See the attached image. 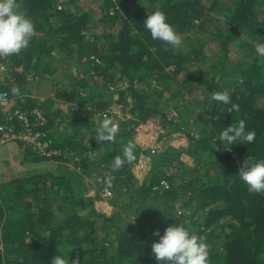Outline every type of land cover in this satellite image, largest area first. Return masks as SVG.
<instances>
[{"label": "trees", "instance_id": "obj_1", "mask_svg": "<svg viewBox=\"0 0 264 264\" xmlns=\"http://www.w3.org/2000/svg\"><path fill=\"white\" fill-rule=\"evenodd\" d=\"M137 1L145 10L105 0L101 21L120 19V29L89 35L86 13L57 0H19L20 10L34 21L35 34L27 49L2 59L11 83L3 90L35 93L57 62L76 55L79 70L95 76L106 91L98 95L96 107L106 111L115 101L109 89L126 81L127 88L114 90L116 102L126 107L130 97L137 120L120 123L114 140L95 143L92 136L99 125L81 106L67 116L62 130L42 103L38 106L28 96L17 102L35 124L32 129L45 134L40 141L48 143L42 152L17 140L24 146L25 161L44 166L0 179V264H51L55 254L68 253L70 264L75 259L80 264H164L155 259L151 245L174 222L206 237L210 264H264V194L249 192L238 174L245 159H264V57H257L253 47L264 40V0ZM156 10L165 12L180 35L187 34L183 48L151 38L144 21ZM212 10L222 21L203 36ZM193 28L195 37L190 36ZM63 52L68 55L57 61ZM152 84L159 87L152 93L138 88ZM224 89L230 90L238 112L231 104L211 101L212 91ZM54 91L67 100L73 94ZM162 103L173 116L160 108ZM34 110L46 121L38 124ZM196 110L199 119L190 117ZM240 119L256 139L223 149L221 131ZM150 122L155 124L151 130L160 124L157 138L166 143L160 152L145 151L149 170L139 180L132 168L144 152L133 136L138 125ZM10 123L22 128L17 121ZM174 133L186 140L181 150L167 144ZM129 142L136 145V159L116 168L115 158L122 157ZM70 155L99 188L111 191L109 198L85 195L79 175L66 167ZM118 199L121 221L117 212L114 219L99 207L105 200L114 206Z\"/></svg>", "mask_w": 264, "mask_h": 264}, {"label": "rangeland", "instance_id": "obj_2", "mask_svg": "<svg viewBox=\"0 0 264 264\" xmlns=\"http://www.w3.org/2000/svg\"><path fill=\"white\" fill-rule=\"evenodd\" d=\"M113 1L115 2L116 0H113ZM221 1L224 2V1H228V0H221ZM57 2H62L61 3L62 6L65 3V5L69 6L70 8L74 7L75 10L77 9L79 12L81 11V13H86V15H87L86 21L88 23L87 24L88 29L86 31V34L100 35V34H103L105 32L117 33L118 30L120 29V26H121V20L120 19H118L114 23H107V24H104V22L101 21V18H102L101 8L105 4V0H57ZM121 2L123 4H125L128 9H130L132 11H135L137 9L145 10V7H146L142 2H138L137 0H121ZM117 7H120V6L117 5ZM205 20H206L205 21V27L207 29H205L204 32L201 33V35H203V36L209 35L210 32L214 28H216L217 26H220L219 24L222 21V19L220 18V13L217 10L210 11L208 14V17H206ZM191 31L192 32H190V36L195 37L193 35H195L196 29L193 28ZM196 33H198V31ZM186 36H187V34H181V37H182V44L180 46L181 48L184 47V39ZM67 55L68 54L66 52H63V55L61 54L60 56H58L57 61H59L60 57L67 56ZM61 60L65 61L66 64L63 65V63H62V66H60ZM61 60H60V63L58 64V66L56 65L58 63L56 61L57 63L55 64V67H53L49 71L48 75L45 76V78H46L45 82H43V84H41V85L39 84L37 89L34 91L36 94L40 93L39 98L42 99L41 103L44 105L46 112L49 114L50 118L56 122H57V120L61 122L60 125L56 124L59 129L64 130L63 128H65V124L68 120L67 116H69V114L72 113L71 112L72 110L74 111L75 109L79 108L80 106L85 110L86 114H88V115L91 114L92 121H94L95 123L97 122L96 125H99V126L102 123V121L105 119H111L113 122L118 124V127L120 126L119 124L122 122L128 123L129 121L135 122L137 120V119H134L133 113L130 112V110L132 108V104H130L132 99L130 97H128V104L126 107H123L120 103L116 102L117 98H119V97L116 95L117 91H114V90L119 89V88H121V89L127 88V82L126 81L119 82V84L113 85L109 89V91L114 93L113 98L115 101L113 103L109 104L106 111L103 112L102 110L98 109V107H96V106H97V103L100 101V99L98 98V95L102 94L103 96H105L106 91L102 90L100 85H98V84H96V82H94V81H96V77L95 76L93 77L91 75H85L83 73V71L79 70L80 67H79L78 59H76V55L75 56H67V57L62 58ZM79 84H81V85H79ZM79 86H81V87H79ZM52 88H54V89L60 88V90L61 89H67L69 92L73 91L72 95H74V96L72 97V95L70 93L69 96L71 98L69 100L64 99L60 96H57L56 92ZM138 88L143 90L145 93H152V92H154L155 88L159 89V87L155 84H152L151 87L146 86V85H140ZM75 89H76V91H75ZM0 91H6V90H0ZM6 92L10 96L9 92L8 91H6ZM168 96H169L168 93H165L163 98L166 100V99H168ZM73 98H74V100H73ZM38 102L40 103L39 100H38ZM164 103H162L160 105V108H163L164 111H167L168 116H171V115L173 116L172 110L170 108L165 109V107H163ZM65 104L67 107H65ZM74 106H76V107H74ZM56 110H57V112H55ZM106 113H108V116L105 115ZM190 117L191 118L197 117L199 119L201 117V115H200V112H197V110H196L195 112H193V114ZM43 121L45 122L46 119L43 118ZM157 121H158V119L156 118L155 122H157ZM0 122L4 123L5 120L0 121ZM156 124H157V126L154 130L150 129L151 128L150 126L153 127L155 125V124L151 125V122L148 124H145V125H143V124L138 125V127L136 128V132L133 136V141L137 145H139L141 148V151L144 152L143 154H141L136 165L133 166V168H132L133 172H135V174L137 175L139 180L143 176H145L146 172L149 170V159L147 158L145 151H147L148 149H154V151L156 153L160 152L163 150V148H164L163 146L166 143V142L165 143L162 142V140H159L157 138L158 133L161 131L160 128H162V127L160 126L159 123H156ZM141 127H144L147 129L149 128L150 130H148L149 132H145V131H142ZM92 132H94V131H92ZM85 133H86V135H93V134L88 133V131H86ZM92 139H93L92 142H95V143L99 142V141H97V132L96 131H95V135L92 136ZM16 140L12 139L8 142H16ZM166 141H167V144H170V145L178 148L179 150H181L185 146V143H186L185 138L182 135L177 134V133L171 134L169 136V139ZM20 146H21V148H24V146L22 144ZM72 157H73V155H70L69 160L66 161V163L68 165L66 167H68L70 172L75 171V174L79 175V177L81 178V181H78L79 185L82 186L83 188H85L86 190L88 189V191H85V195H86V193L88 194V196H93V197L98 195L101 198V195H100L101 189L99 188V185H97V183H95L91 178H89L84 173V171H82L81 169H78V167L75 166V164H73V162H71L72 160L70 161V159ZM74 158H76V157H74ZM182 160L188 161L189 158L186 155H182ZM19 161L20 160H16L14 163H12V165L11 164L6 165V168L4 167V169L0 168V174L3 175L4 173H8L10 171L13 172L14 167H16L19 164L18 163ZM2 177H5V175ZM2 177L0 176V179H3ZM0 181H2V180H0ZM120 199H122V198H120ZM111 200H109L110 203H111ZM96 202H98V201L96 200ZM102 202L103 203L100 206L97 203V206H99V207L102 206V209L105 212H107V214L114 216V219H116V217H117L115 214L116 212L120 218V221L123 219L124 215L122 214L121 209L119 207V205L122 204L121 200L118 199L116 202V205H114V206L109 205L107 200L102 201Z\"/></svg>", "mask_w": 264, "mask_h": 264}, {"label": "clouds", "instance_id": "obj_3", "mask_svg": "<svg viewBox=\"0 0 264 264\" xmlns=\"http://www.w3.org/2000/svg\"><path fill=\"white\" fill-rule=\"evenodd\" d=\"M144 27L150 32L153 40H159L173 48H179L182 37L169 23L162 10L151 12L144 21ZM35 34V24L31 17L20 10L19 0H0V56L19 55L27 49ZM257 57H264V40L253 45ZM211 101L221 105L231 104L232 111H239V105L231 101L229 89L212 91ZM118 133V124L105 119L97 129V141H112ZM256 139V132L247 128L246 121L238 120L225 127L220 135L223 149L230 150L236 143L249 145ZM135 143L129 142L124 148L122 157L115 158V166L131 163L136 159ZM239 178L247 185L249 192L264 194V159H245L239 171ZM151 251L158 262L164 264H210L209 245L206 237L193 233L183 222L172 223L159 239L152 243ZM51 264H70L69 253L55 254ZM71 264H80L79 259Z\"/></svg>", "mask_w": 264, "mask_h": 264}, {"label": "built area", "instance_id": "obj_4", "mask_svg": "<svg viewBox=\"0 0 264 264\" xmlns=\"http://www.w3.org/2000/svg\"><path fill=\"white\" fill-rule=\"evenodd\" d=\"M61 8V5H58V9ZM12 98L8 95L6 91H0V107L9 108L5 115V122H0V144H4L12 139L22 141V144L25 145H35L38 151L44 152V148L47 145V141H40V137L45 136V134L41 131H34L32 129V125L30 122V116L22 111L18 106L11 105ZM34 115L36 116V120L38 119L39 123L44 122L43 117L40 112L35 110ZM106 115V114H105ZM17 121L21 125L20 130H16L11 121ZM154 151V149H152ZM101 196L103 198H109L111 196V191L107 187H102Z\"/></svg>", "mask_w": 264, "mask_h": 264}, {"label": "crops", "instance_id": "obj_5", "mask_svg": "<svg viewBox=\"0 0 264 264\" xmlns=\"http://www.w3.org/2000/svg\"><path fill=\"white\" fill-rule=\"evenodd\" d=\"M0 57H1V61H0V90H3L4 87H6V88L9 87V85H11V83H8V81H10V78H8L6 76L7 67L5 66V64L3 63V60H2L3 58H6V56H0ZM10 96L12 97V102H11L12 106H19V104L17 102L21 101V100L23 101V99L27 96L31 97V99L34 100L35 103L38 104V106L40 105V103L42 101V99L39 98L40 93H38V94L32 93L30 95V94H24V93L22 94L21 92L18 91V92H15L14 94H12ZM38 100L40 101V103L38 102ZM65 107H67L66 104H65ZM74 107H76V106H74ZM8 110H9V108H7V110H5V108H3V107L0 108V113L3 114L2 119H0V121L5 120V115H6V112ZM55 112H57V110ZM20 145L21 144L17 140H16V142H7L4 144H0V168L1 169H4V167L6 168V165H9V164L12 165V163H14L16 160H20L18 162L19 164L16 167H14L13 172L10 171L8 173H4L3 175L0 174L1 177L5 175V177H2L3 180L7 177L8 174L16 173L18 175H21L24 173L32 172L33 170H41L42 167L44 166L41 164L34 165L31 162L25 161L24 160V151ZM65 164H67V163L65 162ZM87 191H88V189H87ZM86 195L88 196L87 193H86Z\"/></svg>", "mask_w": 264, "mask_h": 264}]
</instances>
